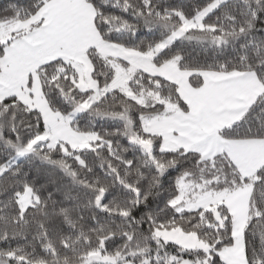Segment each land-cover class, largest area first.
Here are the masks:
<instances>
[{"label":"snow or ice","instance_id":"snow-or-ice-1","mask_svg":"<svg viewBox=\"0 0 264 264\" xmlns=\"http://www.w3.org/2000/svg\"><path fill=\"white\" fill-rule=\"evenodd\" d=\"M240 3L246 7L237 12ZM84 4L91 37L73 54L50 19L51 0H0V62L6 67L19 45L30 49L18 77L0 68L8 81L0 82V142L8 150L0 155V264H230L227 254L236 251L238 264H264V0L255 7L203 0L188 11L114 0L133 20ZM103 25L159 36L126 45ZM193 45L231 46L234 55L204 63L190 59ZM174 73L193 88L247 91L199 129L161 131L165 121L194 116ZM82 115L123 125L92 130L78 124ZM112 137L137 147L143 164L121 156L127 149ZM101 154L107 163H88ZM29 156L70 175L83 193L49 190L23 170ZM73 164L92 180H77ZM170 170L178 171L174 179ZM121 189L132 197L120 199ZM161 198L162 206L148 207Z\"/></svg>","mask_w":264,"mask_h":264},{"label":"trees","instance_id":"trees-1","mask_svg":"<svg viewBox=\"0 0 264 264\" xmlns=\"http://www.w3.org/2000/svg\"><path fill=\"white\" fill-rule=\"evenodd\" d=\"M203 0H160V5L161 7L167 6L169 4H182L185 7V10H191L193 7L198 6L199 3H202ZM93 3L96 4L102 11H104L106 14H113L116 16H121L125 19L128 20H133L134 18L132 17L131 10L125 12L123 11L119 4H114V0H93ZM249 4L252 7H255L254 0H249ZM25 7L27 5H24ZM246 6L243 3L238 4L235 7V11L239 12L243 10ZM225 24H227V21H225ZM259 27L264 28V25H259ZM103 29L108 32L109 38L119 42V43H124L126 45H135V44H140L142 40H149V39H154L158 38L159 33L156 32L155 30H146V29H138L136 34L133 35L130 31L124 29V30H119L117 31L115 27H111L109 25H103ZM196 35H199L197 33ZM238 47V45H237ZM206 48V50H205ZM187 54L189 55L190 59H198L201 62L207 63L210 61L211 58H215L217 60H227L229 59L233 54L231 46H229L227 49H215L211 46L206 45L205 47H199V46H191ZM207 57V59H205ZM0 68H1V62H0ZM260 107H264V101L260 102L259 104ZM57 107H60V105H57ZM133 116H136V113H132ZM78 124L81 127H91L92 130H103L104 128H107L111 131L113 128H118L122 127L123 122L115 119H96L92 118L87 115H82V117L78 118ZM113 141L120 140L119 147L123 149H127L126 152L121 151L120 155L125 156V158L128 159H133L135 163V158L138 159L139 164H143V157H140V151L137 147H133L132 145H129L127 140L125 138H120V137H112ZM45 151H47L45 149ZM7 148L4 146L3 142H0V155H4L5 159L7 158ZM158 154V153H157ZM41 156H43V153H41ZM58 158V157H54ZM88 160L89 164H95L98 163L99 160L103 159L105 163H107V160L104 156V154H101V157L97 158L95 156H89L86 157ZM2 162V161H0ZM20 163L23 166V170L29 171L33 174H38L42 180H45L49 183V190L54 187H61L63 185H67L68 187L71 188V195H77V193H83L82 188H77L73 186V179L70 175L64 173L63 171L59 170L58 167H52L48 163L42 162L41 158L36 157V156H29L25 158L24 160L20 161ZM69 163H72L69 161ZM117 167L119 165H116ZM39 170L37 173L36 170ZM73 170L76 171L77 173V180L83 181L85 179L87 180H92L91 175H86L84 172L80 171L79 168L76 167L75 164H73ZM144 172H148V169L145 167L142 169ZM171 172V177L174 179L175 176L178 174L177 170H170ZM93 175H100L99 172L94 173ZM137 176V173L135 171H132L130 176L128 177L131 180H134ZM54 181V183H53ZM109 183L111 182L110 180L108 181ZM146 186V185H145ZM165 186H167V179L165 181ZM124 193L119 196L120 199L127 200L132 197V193L128 192L127 190H123ZM117 192L120 193V190L117 189ZM110 198V197H109ZM114 197L113 199H115ZM77 202H83L82 200H78ZM163 204V198H161V201L159 204L157 201L154 200H149V208L155 209L158 206H162ZM137 216L139 215V211L135 213ZM20 243H25L24 241H20ZM144 241L141 239L140 240V246H144ZM169 251H172L171 249ZM2 259V257H0Z\"/></svg>","mask_w":264,"mask_h":264},{"label":"rangeland","instance_id":"rangeland-1","mask_svg":"<svg viewBox=\"0 0 264 264\" xmlns=\"http://www.w3.org/2000/svg\"><path fill=\"white\" fill-rule=\"evenodd\" d=\"M53 2L56 3V6L53 3L51 8H54L55 12L59 13V17L53 18V21H61L62 36L69 44H73L70 47L72 53L75 54L79 51L81 45L91 37L90 33L86 34L84 27L88 9H84L85 5H82V0H56ZM54 23L56 27L59 24V22ZM17 27L20 26L17 25ZM76 58L80 59V57ZM16 59H13V61H20L23 67L22 62L25 59V55ZM26 65L27 63L24 64V66ZM172 78L177 79L181 83V93L191 105L190 112L194 113V116L185 115L182 120L165 121L158 126L161 131H168L171 127L199 129L210 123L218 114H224L235 108L233 97L235 95H244L247 91L245 89H236L230 85L215 86L214 83H210L204 88H193L188 84L186 77L179 78L178 74L174 73ZM215 79L217 78H212L213 81ZM227 255L230 259V264H238V251L230 252Z\"/></svg>","mask_w":264,"mask_h":264},{"label":"crops","instance_id":"crops-1","mask_svg":"<svg viewBox=\"0 0 264 264\" xmlns=\"http://www.w3.org/2000/svg\"><path fill=\"white\" fill-rule=\"evenodd\" d=\"M53 1H56V0H51V5H53V3H54ZM59 1H63V0H59ZM83 4H84V0H82V5ZM54 5L56 6V3H54ZM51 9L49 10L50 19L53 20V18H58L59 13L55 12L54 8H51ZM84 9L86 10L87 7L85 6ZM54 22H59V24H57V29L59 30V32L62 36V33H61L62 32V26L60 25L61 21L60 20H56V21L54 20ZM62 37H64V36H62ZM69 45H73V44L71 43ZM14 49L15 50L12 51V53H11L12 55L9 56V58H8L7 66L5 67L4 63L1 62V68L4 69V73L9 77V79L18 77L19 76V70L22 68L21 62L20 61H17V62L13 61V59H16V58H19V57L25 55V59L22 62L23 67H24V64L29 63L28 57L30 55V49L24 47L23 45L17 46ZM0 82L7 83L8 81L7 80H0Z\"/></svg>","mask_w":264,"mask_h":264}]
</instances>
